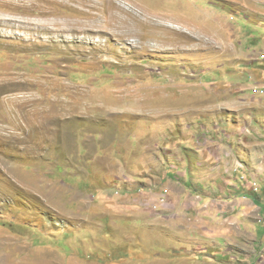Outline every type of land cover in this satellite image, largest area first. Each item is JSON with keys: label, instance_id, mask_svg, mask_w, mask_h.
<instances>
[{"label": "rangeland", "instance_id": "374dc122", "mask_svg": "<svg viewBox=\"0 0 264 264\" xmlns=\"http://www.w3.org/2000/svg\"><path fill=\"white\" fill-rule=\"evenodd\" d=\"M0 12V264H264V0Z\"/></svg>", "mask_w": 264, "mask_h": 264}, {"label": "bare ground", "instance_id": "6f19581e", "mask_svg": "<svg viewBox=\"0 0 264 264\" xmlns=\"http://www.w3.org/2000/svg\"><path fill=\"white\" fill-rule=\"evenodd\" d=\"M109 1H112V2H113V0H109ZM102 4H103V3H102ZM103 5H104V4H103ZM118 7H119V9H121V7H120L119 5H118ZM121 10H122V9H121ZM122 12H123V11H122ZM0 13H1V12H0ZM9 15H10V13H1V14H0V27H1L2 30H5V29L7 30V28H8L9 26H10V27L12 26V20H13L12 18H13V17H10ZM12 15H13V14H12ZM18 19L21 20L19 17H18ZM18 19H17V21L20 22L18 25H21V24L33 25V24H30V23L27 22V21H26V22H24V21H19ZM22 20H23V18H22ZM24 20H25V19H24ZM26 20H27V19H26ZM153 20H154V19H153ZM153 20H152V21H153ZM28 21H29V20H28ZM30 21H31V20H30ZM33 21H34V20H33ZM35 21H36V20H35ZM123 21H124V20H123ZM2 22L4 23V25L2 24ZM105 22H106V21H105ZM125 22H126V21H125ZM146 24H147V23H146ZM150 24H151V23H150ZM150 24H149V26H150ZM34 25H37L38 27H47V24H45L44 21H42V22H35ZM34 25H33V26H34ZM48 27H49V26H48ZM151 27H152V26H151ZM38 29H39V28H38ZM2 30H1V32H4V31H2ZM132 30H133V29H132ZM126 31H127V30H126ZM113 33H114V32H113ZM132 33H133V32H132ZM134 33H135V32H134ZM136 33H137V31H136ZM142 33H143V32H141V34H142ZM125 34H127V32H126ZM129 34H130V33H129ZM144 35H145V34H144ZM142 39H144V38H142ZM146 39H147V38H146ZM139 43H140V42H139ZM141 44H142V43H141ZM258 184H259V183H258ZM258 184L255 183L256 190L259 189L258 187H259L260 185L258 186ZM258 192H259V191H258Z\"/></svg>", "mask_w": 264, "mask_h": 264}, {"label": "built area", "instance_id": "2783aa9c", "mask_svg": "<svg viewBox=\"0 0 264 264\" xmlns=\"http://www.w3.org/2000/svg\"><path fill=\"white\" fill-rule=\"evenodd\" d=\"M254 186H255V184H254Z\"/></svg>", "mask_w": 264, "mask_h": 264}]
</instances>
